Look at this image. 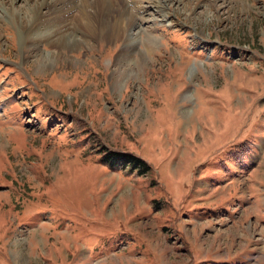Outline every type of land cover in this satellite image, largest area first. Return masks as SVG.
I'll return each instance as SVG.
<instances>
[{
	"label": "rangeland",
	"instance_id": "374dc122",
	"mask_svg": "<svg viewBox=\"0 0 264 264\" xmlns=\"http://www.w3.org/2000/svg\"><path fill=\"white\" fill-rule=\"evenodd\" d=\"M137 1L121 68L125 36L32 47L60 0H0V264H264V0Z\"/></svg>",
	"mask_w": 264,
	"mask_h": 264
},
{
	"label": "bare ground",
	"instance_id": "6f19581e",
	"mask_svg": "<svg viewBox=\"0 0 264 264\" xmlns=\"http://www.w3.org/2000/svg\"><path fill=\"white\" fill-rule=\"evenodd\" d=\"M17 1L18 0H13L14 3H16ZM50 2L51 0H42L41 2L42 5L40 7L41 8L45 7V9L49 8ZM55 2H54L53 7L50 8L51 15H53V17L50 20L49 18L51 16L48 19H46V22H41L39 23V25L36 24V22L37 21L39 22L40 21L39 19H42V17L38 19L35 18L33 20V22L36 20L37 21L34 23L32 22L33 25L31 24V26L34 27L36 25L38 30L32 35V40L34 42L32 47H35L36 41L39 38H42L46 40L47 45L59 46L62 49H65V47L68 45H72L74 49H78L81 44L80 42L83 41V39L90 37L91 35L95 37H99L101 40L108 41V39H110L109 37L111 36L110 31L113 30L115 33L114 40L116 38L120 39L121 36L126 37L124 47L116 59L117 66H120L121 68H123L129 63H132L134 65L136 64L137 57L138 56L142 57V55L145 54L150 48L149 44L147 43L148 41L151 44L154 43L155 41L157 43V40L153 39L148 33L147 40L144 41L146 50L145 51L140 50L139 45L143 42L142 40H140L141 34L147 33V31L144 28V22L146 20H143L144 18L139 17L137 12L135 13L132 8L128 7L124 13L120 12L121 10L115 11L114 8H116V6H115V3L112 2V0H62V4H61V0L59 3H55ZM74 4L75 6L81 5L82 8L78 9L77 7L74 6ZM62 5L65 6V8L63 10L61 9L59 10V8ZM136 5L134 8L138 10ZM28 6L30 7V5ZM14 7L15 5L11 6L8 9L3 5H1L0 7V12H1L2 17L7 16L9 23H12L11 20L12 21L14 20V17L10 15V11ZM38 8L39 6H37L35 10L33 9V14H36V12L39 11ZM114 13H117L118 15L114 16ZM70 14H76L80 16V22H82L84 25H86L88 29H90V32H91L90 36H84V34L79 32V30L78 31L73 30L70 32L71 26H67V23H70V22L66 19L67 17L70 16ZM36 16L39 17L38 15ZM18 18H21V17H18ZM15 22H17V20H15ZM90 25L93 28H91ZM130 25H132L131 28H129ZM121 29L124 33L119 35L118 30H121ZM24 30L25 29L23 27L20 30V37L22 39V45L25 44V41L27 40V38L30 37V31L28 32V30H26L27 33L24 34ZM135 31H138V33H135ZM114 40H109V42H113ZM55 60L56 59H55L54 54L46 53V55L43 56L42 63L43 65L47 63L53 64L55 63ZM142 63L144 64L143 60H141V65H143ZM133 74H134V70L129 69L128 75L126 77H129L130 75H133Z\"/></svg>",
	"mask_w": 264,
	"mask_h": 264
},
{
	"label": "trees",
	"instance_id": "16d2710c",
	"mask_svg": "<svg viewBox=\"0 0 264 264\" xmlns=\"http://www.w3.org/2000/svg\"><path fill=\"white\" fill-rule=\"evenodd\" d=\"M105 159L106 163L112 167L123 163L126 166H131V170H138L140 174H147L150 170V166L144 160L129 153L111 152L105 155Z\"/></svg>",
	"mask_w": 264,
	"mask_h": 264
}]
</instances>
